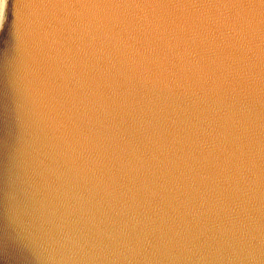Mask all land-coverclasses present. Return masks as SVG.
I'll list each match as a JSON object with an SVG mask.
<instances>
[{"label": "water", "instance_id": "1", "mask_svg": "<svg viewBox=\"0 0 264 264\" xmlns=\"http://www.w3.org/2000/svg\"><path fill=\"white\" fill-rule=\"evenodd\" d=\"M0 264H264V3L8 0Z\"/></svg>", "mask_w": 264, "mask_h": 264}, {"label": "bare ground", "instance_id": "2", "mask_svg": "<svg viewBox=\"0 0 264 264\" xmlns=\"http://www.w3.org/2000/svg\"><path fill=\"white\" fill-rule=\"evenodd\" d=\"M8 0H0V29H2L7 11Z\"/></svg>", "mask_w": 264, "mask_h": 264}, {"label": "snow or ice", "instance_id": "3", "mask_svg": "<svg viewBox=\"0 0 264 264\" xmlns=\"http://www.w3.org/2000/svg\"><path fill=\"white\" fill-rule=\"evenodd\" d=\"M261 3H264V0H261Z\"/></svg>", "mask_w": 264, "mask_h": 264}, {"label": "rangeland", "instance_id": "4", "mask_svg": "<svg viewBox=\"0 0 264 264\" xmlns=\"http://www.w3.org/2000/svg\"><path fill=\"white\" fill-rule=\"evenodd\" d=\"M0 31H1V29H0Z\"/></svg>", "mask_w": 264, "mask_h": 264}]
</instances>
